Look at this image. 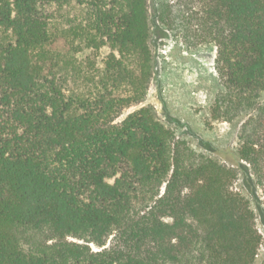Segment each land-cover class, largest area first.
<instances>
[{"label": "trees", "instance_id": "trees-1", "mask_svg": "<svg viewBox=\"0 0 264 264\" xmlns=\"http://www.w3.org/2000/svg\"><path fill=\"white\" fill-rule=\"evenodd\" d=\"M178 10L217 47V102L249 117L237 154L257 168L264 0ZM54 28L73 39L63 51L49 48ZM150 34L148 0H0V264H254L263 238L235 170L152 106L116 122L146 100Z\"/></svg>", "mask_w": 264, "mask_h": 264}, {"label": "rangeland", "instance_id": "rangeland-1", "mask_svg": "<svg viewBox=\"0 0 264 264\" xmlns=\"http://www.w3.org/2000/svg\"><path fill=\"white\" fill-rule=\"evenodd\" d=\"M179 5L180 0H148L155 74L146 100L125 109L116 122L143 106H152L158 120L177 139L185 140L196 152L232 167L236 172L232 188L255 211V225L263 238L254 264H264V158L257 168L239 162L240 133L249 117L237 114L231 120L225 118V108L217 102L227 93L216 69L217 47L196 37L195 24L185 29L178 17ZM191 8L195 17L198 7L193 4ZM68 35L54 28L49 48L65 50L67 40H73ZM262 104L264 91L258 100V105Z\"/></svg>", "mask_w": 264, "mask_h": 264}]
</instances>
